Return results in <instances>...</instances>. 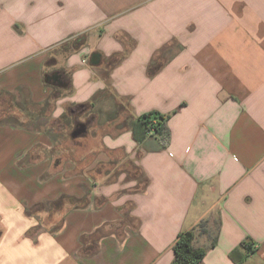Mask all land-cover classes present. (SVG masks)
<instances>
[{
	"label": "crops",
	"instance_id": "obj_1",
	"mask_svg": "<svg viewBox=\"0 0 264 264\" xmlns=\"http://www.w3.org/2000/svg\"><path fill=\"white\" fill-rule=\"evenodd\" d=\"M194 229L264 264V0H0V264H172Z\"/></svg>",
	"mask_w": 264,
	"mask_h": 264
},
{
	"label": "trees",
	"instance_id": "obj_2",
	"mask_svg": "<svg viewBox=\"0 0 264 264\" xmlns=\"http://www.w3.org/2000/svg\"><path fill=\"white\" fill-rule=\"evenodd\" d=\"M168 118L157 113H152L144 116L134 125V135L138 141H144L148 136H157L162 143L167 146L170 143L171 132L168 127ZM205 222H202L198 229H202L203 233ZM1 237V234H0ZM196 238V230L182 233L175 246V258L172 264H200L206 257L207 251L205 249H198L194 246ZM216 239H214L212 246H215ZM231 259L235 264H242L245 257L238 251L232 253Z\"/></svg>",
	"mask_w": 264,
	"mask_h": 264
},
{
	"label": "water",
	"instance_id": "obj_3",
	"mask_svg": "<svg viewBox=\"0 0 264 264\" xmlns=\"http://www.w3.org/2000/svg\"><path fill=\"white\" fill-rule=\"evenodd\" d=\"M84 131V129H83V126H82V128H80L79 130H77L76 132H75V136H78V135H80L82 132Z\"/></svg>",
	"mask_w": 264,
	"mask_h": 264
},
{
	"label": "clouds",
	"instance_id": "obj_4",
	"mask_svg": "<svg viewBox=\"0 0 264 264\" xmlns=\"http://www.w3.org/2000/svg\"><path fill=\"white\" fill-rule=\"evenodd\" d=\"M59 114H60V113H59V111H57V112H54V113H53V118H56V117H58V116H59Z\"/></svg>",
	"mask_w": 264,
	"mask_h": 264
}]
</instances>
